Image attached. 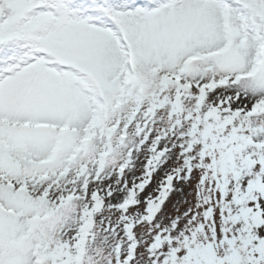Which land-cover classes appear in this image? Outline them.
<instances>
[{"label": "snow or ice", "instance_id": "snow-or-ice-1", "mask_svg": "<svg viewBox=\"0 0 264 264\" xmlns=\"http://www.w3.org/2000/svg\"><path fill=\"white\" fill-rule=\"evenodd\" d=\"M0 264H264V0H0Z\"/></svg>", "mask_w": 264, "mask_h": 264}, {"label": "rangeland", "instance_id": "rangeland-1", "mask_svg": "<svg viewBox=\"0 0 264 264\" xmlns=\"http://www.w3.org/2000/svg\"><path fill=\"white\" fill-rule=\"evenodd\" d=\"M176 199H178L177 196H173V197H172V200H173V201H175ZM169 207H171V205H169Z\"/></svg>", "mask_w": 264, "mask_h": 264}]
</instances>
